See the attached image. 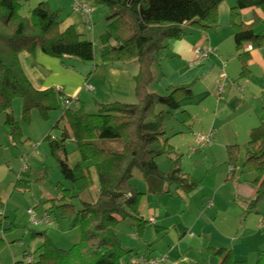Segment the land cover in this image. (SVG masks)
Instances as JSON below:
<instances>
[{
	"label": "trees",
	"instance_id": "obj_1",
	"mask_svg": "<svg viewBox=\"0 0 264 264\" xmlns=\"http://www.w3.org/2000/svg\"><path fill=\"white\" fill-rule=\"evenodd\" d=\"M223 1L228 0H95L108 8L109 20L100 36L99 56L103 61L134 62L138 66L132 77L136 102L98 103L95 113L87 112L81 105L76 109L64 107L59 121H64L65 126L60 137L50 139L48 144L68 186L57 185L60 196L54 201L60 202L58 207L65 216L74 217L75 224H79L81 239L65 250L55 247L44 234L40 235L42 242L36 264H124L131 251L122 247L116 226L130 217L141 236L148 223L139 212L143 193L131 184L135 169L154 194H169L172 185L189 194L199 186L200 181L182 172L181 155L166 134L167 121L179 110V101L191 94L190 89L171 87L162 95L151 92L149 87L153 81L152 67L165 48V41L181 39L185 26L211 29L217 24V7ZM232 1L230 24L241 69L239 76L245 79L249 54L243 47L245 44L261 47L264 35L256 34L253 26L244 25L239 20L240 12L258 8L264 14V0ZM19 9L18 0H0V114L13 140L20 135L11 113L14 99H21L25 119L33 109L46 119L50 112L59 110L60 100L69 98L53 88L35 89L19 62L21 52L34 54L38 50L52 58H75L82 63L94 60L92 42L73 26L61 30L58 12H50L38 4L25 18L19 15ZM180 115L181 123L186 124L190 119L188 113L181 111ZM70 139L75 142L80 157L73 167L68 163L65 148ZM106 141L118 142L121 148L105 147ZM247 149L243 166L254 174L251 181L254 187L251 204H254L264 200V121L250 131ZM239 150L237 145L226 147L230 166H234ZM163 155L171 162L167 172H162L156 162ZM93 174L97 181L95 198L90 202L80 201V208L75 210L72 200L91 187ZM156 229L160 231L159 227ZM3 244L0 237V249ZM208 253L217 257L219 264H249L236 260L230 249L208 248ZM254 264H264V250Z\"/></svg>",
	"mask_w": 264,
	"mask_h": 264
},
{
	"label": "rangeland",
	"instance_id": "obj_2",
	"mask_svg": "<svg viewBox=\"0 0 264 264\" xmlns=\"http://www.w3.org/2000/svg\"><path fill=\"white\" fill-rule=\"evenodd\" d=\"M79 1L88 3L93 9L90 31L86 30L83 18L74 11L73 0H18L19 15L28 18L31 9L43 4L48 11L59 13L60 25L70 18L77 20L85 32L82 37L92 42L94 55L100 57V36L109 25L108 8L96 4L95 0ZM262 26L264 23L259 29ZM61 60L67 68L78 73L85 66V63L75 58ZM55 78H58L57 75ZM71 95L68 97L72 98ZM135 102L136 99L129 103ZM84 103L87 112H96L93 102L86 99ZM70 108L78 107L72 103ZM63 110L64 104L60 100L59 110L50 112L48 118L45 119L33 109L28 119H25L21 99H14L11 113L20 128V135L14 140L4 124V116L0 114V237L4 241L0 249V264H14L17 261L28 264L25 260L28 255L33 260L31 264H36L41 245L38 235L44 234L55 247L65 250L81 239L79 224H75L74 217L69 219L65 216L58 207L60 202L54 201L60 196L57 185L62 183L63 187L68 186L48 144L50 139L60 137L65 126L64 121H59ZM178 126L175 116L167 121L166 128L174 129L173 132L168 131L167 136H172ZM103 145L121 148L118 142L106 141ZM181 147V170L200 181V184L190 195L176 189L174 185L170 187L169 194H154L148 190L140 171L133 170L131 184L143 193L139 201V212L148 217V211L157 215L158 211L163 209L165 212L167 209L172 216L162 225L167 229L168 245L163 240L166 236L164 231L156 229L159 224L152 225L146 220L148 223H145L141 236H138L133 219L128 217L121 221L116 226L115 233L122 247L131 251L123 263L140 264L143 257L158 260L166 256V260L160 264H188L190 261L193 264H219V259L211 256L208 248L230 249L236 260L256 263L264 250V200L251 204L254 199V187L251 183L254 174L243 166L247 146L239 147L234 166L228 164L226 151L212 153L206 150L194 155L184 142ZM65 148L68 163L73 167L80 160L74 141H66ZM156 162L162 172L169 171L171 162L168 157H157ZM230 168H234V175L232 179H227ZM96 186V176L93 174L91 187L72 200L75 210L80 208V201L90 202L95 198ZM209 201L213 202L212 207H208ZM29 210L38 217L47 214L51 225H33ZM173 215H180L181 218ZM178 221H183L188 227L180 247L177 245L179 234L173 230V224ZM174 243L177 245L175 249Z\"/></svg>",
	"mask_w": 264,
	"mask_h": 264
},
{
	"label": "crops",
	"instance_id": "obj_3",
	"mask_svg": "<svg viewBox=\"0 0 264 264\" xmlns=\"http://www.w3.org/2000/svg\"><path fill=\"white\" fill-rule=\"evenodd\" d=\"M232 5V0L223 1L218 5L217 24L211 29L205 31L185 26V35L181 39L165 41V48L160 51L158 62L152 67L153 81L149 87L151 92L163 95L171 87H186L191 92L179 101L180 108L174 114L175 122L179 126L172 136L169 135V143L179 154L183 153L182 142L194 155L198 151L201 153L206 150L212 153L224 152L225 148L231 145L240 148L247 146L250 131L264 121V44L259 48H253L250 44L244 45L243 51L249 54L248 77L240 78L241 69L233 39V27L230 24ZM77 14L84 20L82 14ZM239 20L246 26H253L255 33L264 35V26L259 29L264 23V14L260 9L241 10ZM69 26H73L78 34H85L78 21L72 18L63 21L60 29L65 30ZM249 45L251 50H247ZM196 46L209 47L213 52L200 66L192 64ZM19 62L35 89H58L57 91L67 97L72 94V99H77L73 103L75 107H86V99L93 102L94 106L98 103H129L135 100L132 77L137 73L138 66L134 62H107L94 55V60L85 63L78 73L67 68L61 59L49 57L38 50L34 54L21 52ZM56 75L58 78H55ZM221 84L222 90L219 88ZM89 87L91 89H88ZM181 111L187 112L190 118L183 126L180 124ZM173 130L172 127H167L166 133ZM208 134L211 135L210 143L199 147L196 137ZM192 149L195 151L192 152ZM77 156L80 159L79 154ZM233 175L234 169L229 170L226 177L232 179ZM169 212L162 209L154 215L148 211L149 216L155 219L150 224H159L157 227L164 231L166 236L163 240L167 245L168 233L162 225L172 216ZM140 217L145 221L148 218L141 212ZM173 217L181 218L180 215ZM187 229L183 221L173 224V230L179 234V247L183 245ZM38 237L42 242L40 235ZM173 245L171 247L175 249L177 245ZM188 264L193 263L190 261Z\"/></svg>",
	"mask_w": 264,
	"mask_h": 264
},
{
	"label": "built area",
	"instance_id": "obj_4",
	"mask_svg": "<svg viewBox=\"0 0 264 264\" xmlns=\"http://www.w3.org/2000/svg\"><path fill=\"white\" fill-rule=\"evenodd\" d=\"M73 9L75 12L80 13L83 15L84 17V21H85V26L87 28V30H91L92 29V23H91V14L93 12L92 7L86 3V2H80L79 0H73ZM247 50H251V46H247ZM193 54H194V59L192 61V64L194 66H200L202 65L205 61H207L210 56L213 54L211 48L209 47H203V46H196L193 50ZM220 90L223 89V84L220 85ZM88 89H91L90 87ZM73 103L72 98H67L63 101L64 107L65 108H69ZM210 139H211V135H198L196 137V141L197 144L199 145V147H204L207 144L210 143ZM195 151V149H192V152ZM26 166L23 167V169H25ZM230 171H232V168L229 169ZM212 202L209 201L208 202V207L212 206ZM28 214L30 215V219H31V223L35 226H50L51 225V221L50 218L47 214H43L41 217H38L33 211L29 210ZM147 221L149 223H153L155 221L154 217L151 216L147 219ZM262 227H264V223L262 224ZM166 256L155 260V259H150V260H146L144 258L140 259V264H160L162 262H164L166 260ZM25 260L28 264H31L33 262L32 258L28 255L25 257Z\"/></svg>",
	"mask_w": 264,
	"mask_h": 264
}]
</instances>
